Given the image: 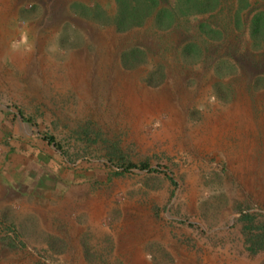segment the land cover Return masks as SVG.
<instances>
[{
  "label": "rangeland",
  "instance_id": "374dc122",
  "mask_svg": "<svg viewBox=\"0 0 264 264\" xmlns=\"http://www.w3.org/2000/svg\"><path fill=\"white\" fill-rule=\"evenodd\" d=\"M49 1L0 0V116L56 153L0 264H264V0Z\"/></svg>",
  "mask_w": 264,
  "mask_h": 264
},
{
  "label": "crops",
  "instance_id": "0c3cea01",
  "mask_svg": "<svg viewBox=\"0 0 264 264\" xmlns=\"http://www.w3.org/2000/svg\"><path fill=\"white\" fill-rule=\"evenodd\" d=\"M13 120L19 119L0 116L1 195L12 199L13 194L17 193L23 198L21 203H28L29 197L43 195L39 184L42 182L41 178L46 183L42 184V187L49 186V166L55 163V158L49 155L56 153L53 149L52 153H49L48 148L36 146L39 135L23 122L24 119L15 124ZM41 167L46 170L43 175L39 174ZM28 209L33 210V207Z\"/></svg>",
  "mask_w": 264,
  "mask_h": 264
},
{
  "label": "bare ground",
  "instance_id": "6f19581e",
  "mask_svg": "<svg viewBox=\"0 0 264 264\" xmlns=\"http://www.w3.org/2000/svg\"><path fill=\"white\" fill-rule=\"evenodd\" d=\"M48 2H51L49 0H47ZM60 0L54 1L53 3H51V6H56L57 9H59V3ZM54 14H56L55 11H53ZM79 56V55H78ZM81 57V56H80ZM78 60V59H77ZM86 62V61H85ZM81 64V63H80ZM83 66V65H82ZM87 68V67H86ZM86 70V69H85ZM88 70V69H87ZM86 70V71H87ZM81 72V71H80ZM88 72V71H87ZM83 73V72H82ZM85 73V71H84ZM130 92V91H129ZM177 100V99H176ZM138 101V100H137ZM150 102V101H149ZM239 102V101H238ZM160 103V105L158 104ZM168 101H159V102H154L151 104V106L153 108H155L157 111H161V109L165 108L167 105ZM176 103V102H175ZM172 104V103H171ZM145 105L149 106L148 102H145ZM176 105V104H175ZM235 105V104H234ZM158 111V112H159ZM176 112V111H174ZM176 114V113H175ZM180 116V115H179ZM180 118V117H178ZM241 122L242 124L245 125L246 128H252L253 125V121L251 120V116L247 110V108H245L242 105V102L237 104L231 108H227L225 109V111H221V113H219L212 122H210L209 124V132L208 134H206L205 137H202L203 141H206L208 139L215 140L216 136H219L222 131H225L227 129H230L231 127H233V125L235 124V122ZM223 125V128H221V126ZM126 246V245H125ZM137 256V260H141V258Z\"/></svg>",
  "mask_w": 264,
  "mask_h": 264
},
{
  "label": "trees",
  "instance_id": "16d2710c",
  "mask_svg": "<svg viewBox=\"0 0 264 264\" xmlns=\"http://www.w3.org/2000/svg\"><path fill=\"white\" fill-rule=\"evenodd\" d=\"M48 142L52 143V139H49ZM126 170L128 171L130 170L148 171L149 167L146 164H142L139 166L130 165L127 167ZM243 218H244V222L250 223L251 225L253 224L251 222L252 218L250 217V215H247ZM250 229L251 227L248 228V230ZM256 230L260 233H258L257 235H253L252 238L249 240V244L251 246V248H249V251L253 254L257 253L259 250L264 249V227L263 226L258 227Z\"/></svg>",
  "mask_w": 264,
  "mask_h": 264
}]
</instances>
